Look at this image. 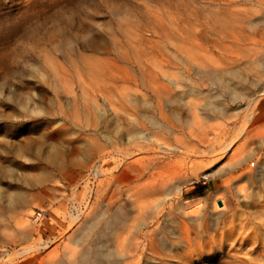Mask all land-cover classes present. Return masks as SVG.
Listing matches in <instances>:
<instances>
[{
    "label": "bare ground",
    "instance_id": "bare-ground-1",
    "mask_svg": "<svg viewBox=\"0 0 264 264\" xmlns=\"http://www.w3.org/2000/svg\"><path fill=\"white\" fill-rule=\"evenodd\" d=\"M234 1L224 4L232 6ZM151 10L155 28L153 35L142 36L139 73L121 70L119 75L132 92L127 99L131 108H122L113 118L107 108H100L93 124L106 136L120 138L119 126L126 122L124 134L132 144L113 149L123 155L114 167L123 178L116 180L117 174L111 173L98 185V199L110 195V204H116L79 228L82 248L67 251L57 264H264V183L257 180L264 170V0H257L253 12L238 8L231 17L190 25ZM201 26L210 27L215 38L182 29L188 42L178 45L177 37L167 33V27ZM164 37L170 43L165 44ZM65 46L73 49L75 38L67 39ZM59 48L65 47L60 43ZM95 65L99 72L109 71ZM109 69L118 66L110 64ZM17 103L28 112L27 104ZM34 113L46 115L47 109L40 106ZM81 147L92 153L86 141ZM18 151L43 159L72 182L90 164L70 157L57 144L45 148L36 143ZM91 166L94 176L105 174L98 158ZM12 170L0 180V211L25 207L48 190H57L49 185L54 177L49 168L22 175ZM201 175L225 176V188L236 196L233 212L221 224L208 220L203 209L184 198V186ZM35 186L44 189L35 191ZM220 201L219 210H224L226 200ZM109 228L123 247L122 260L108 252L102 239L92 242L94 233L104 236ZM32 233L24 228L20 235L27 240ZM229 239L232 242L226 243ZM45 248L40 237L0 264H52L43 256Z\"/></svg>",
    "mask_w": 264,
    "mask_h": 264
},
{
    "label": "rangeland",
    "instance_id": "rangeland-1",
    "mask_svg": "<svg viewBox=\"0 0 264 264\" xmlns=\"http://www.w3.org/2000/svg\"><path fill=\"white\" fill-rule=\"evenodd\" d=\"M226 1L0 0V180H6L9 169L22 175L25 171L37 174L49 168L54 181L48 184L57 189L48 190L46 196L25 207L0 211V259H8L40 237L46 242L43 256L52 264L62 262L67 251L82 248L77 239L79 228L116 204H110V195L103 199L97 196L101 179L111 173L117 174L116 180L123 178L122 171L114 168L123 155L113 149H127L132 144L124 134L125 121L119 126L120 138L113 134L106 136L104 129L93 124L100 108H107L112 118L116 112L121 114L122 108H131L127 99L132 92L119 75L121 70L139 73L142 36L147 32L153 35L151 31L155 28L152 7L166 19L181 18L190 25V22L231 17L238 8L253 12L257 2L235 0L232 6H227ZM127 14L132 16L131 20L123 18ZM175 28L167 27V33L177 37L178 45L188 42L185 29L207 40L215 38L208 32L210 27ZM72 38H75V49L65 46L66 40ZM163 39L165 44L170 43ZM60 43L64 49L59 48ZM94 63L109 71L99 72ZM110 64H116L118 69H109ZM14 99L27 104L28 112ZM40 106L47 109L46 115L34 113ZM57 118L62 121H55ZM65 129L70 130L65 132ZM85 141L92 153L82 150ZM36 143L45 148L57 144L70 157L79 156L90 164L72 182L43 159L18 151L21 146ZM97 158L105 173L98 177L90 167ZM224 178L201 175L199 180H192L183 188L185 200L192 202L196 209H203L208 220L219 224L231 215L236 200L234 193L225 188ZM257 180L264 183V170L258 173ZM245 183L246 180L238 184ZM42 189L43 186L34 187L35 191ZM222 198L227 207L219 210ZM24 228L33 231L27 240L20 235ZM106 232L104 236L94 233L92 242L102 239L108 252L122 260L124 250L116 234L112 228ZM231 242V239L226 241ZM206 263L217 264L213 260Z\"/></svg>",
    "mask_w": 264,
    "mask_h": 264
},
{
    "label": "water",
    "instance_id": "water-1",
    "mask_svg": "<svg viewBox=\"0 0 264 264\" xmlns=\"http://www.w3.org/2000/svg\"><path fill=\"white\" fill-rule=\"evenodd\" d=\"M219 204H222V201H219Z\"/></svg>",
    "mask_w": 264,
    "mask_h": 264
}]
</instances>
